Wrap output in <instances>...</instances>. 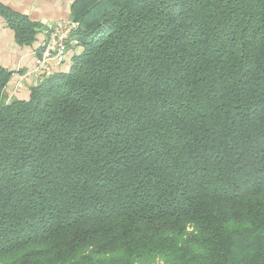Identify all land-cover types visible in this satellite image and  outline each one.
Returning a JSON list of instances; mask_svg holds the SVG:
<instances>
[{
    "label": "trees",
    "instance_id": "trees-1",
    "mask_svg": "<svg viewBox=\"0 0 264 264\" xmlns=\"http://www.w3.org/2000/svg\"><path fill=\"white\" fill-rule=\"evenodd\" d=\"M71 18L69 71L7 103L0 66V264H264V0H73Z\"/></svg>",
    "mask_w": 264,
    "mask_h": 264
},
{
    "label": "crops",
    "instance_id": "crops-1",
    "mask_svg": "<svg viewBox=\"0 0 264 264\" xmlns=\"http://www.w3.org/2000/svg\"><path fill=\"white\" fill-rule=\"evenodd\" d=\"M2 5H8L40 24L35 41L32 44L21 45L16 40L15 31L8 25L0 14V66L14 71V74L4 92L3 100L7 103L16 99L29 97L28 84L24 89L15 90L14 83L18 77V69L31 68L35 55L44 39L43 29L50 23L71 18V4L73 0H0ZM11 2V3H10ZM79 48L70 49L66 63L55 73L67 72L70 69L71 59Z\"/></svg>",
    "mask_w": 264,
    "mask_h": 264
},
{
    "label": "built area",
    "instance_id": "built-area-1",
    "mask_svg": "<svg viewBox=\"0 0 264 264\" xmlns=\"http://www.w3.org/2000/svg\"><path fill=\"white\" fill-rule=\"evenodd\" d=\"M80 24L72 18L48 24L43 29L44 39L35 55L31 68L18 69L14 89H24L28 84H36L43 78L54 74L63 66L70 49L81 47L78 38Z\"/></svg>",
    "mask_w": 264,
    "mask_h": 264
},
{
    "label": "rangeland",
    "instance_id": "rangeland-1",
    "mask_svg": "<svg viewBox=\"0 0 264 264\" xmlns=\"http://www.w3.org/2000/svg\"><path fill=\"white\" fill-rule=\"evenodd\" d=\"M11 1V0H10ZM2 1H0V4H3V3H1ZM11 3V2H10ZM4 6H6V7H8L10 10H12V11H14V12H16V13H19V14H22L21 12H19L18 10H16V9H14V8H12V7H9L8 5H4ZM31 20H33L32 18H30ZM79 49H80V47H79ZM81 50V49H80ZM79 50V51H80Z\"/></svg>",
    "mask_w": 264,
    "mask_h": 264
}]
</instances>
